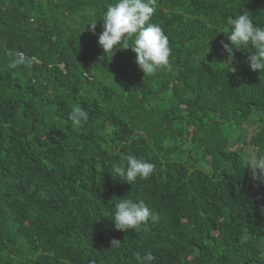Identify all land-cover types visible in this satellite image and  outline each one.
I'll return each instance as SVG.
<instances>
[{
    "label": "trees",
    "instance_id": "trees-1",
    "mask_svg": "<svg viewBox=\"0 0 264 264\" xmlns=\"http://www.w3.org/2000/svg\"><path fill=\"white\" fill-rule=\"evenodd\" d=\"M114 2L0 0V264H264V185L244 165L264 153V72L242 50L221 64L229 19L264 24V0H156L171 67L145 76L97 43ZM16 51L33 67L8 69ZM129 153L156 165L147 180L111 176ZM128 195L157 220L113 230Z\"/></svg>",
    "mask_w": 264,
    "mask_h": 264
},
{
    "label": "clouds",
    "instance_id": "clouds-1",
    "mask_svg": "<svg viewBox=\"0 0 264 264\" xmlns=\"http://www.w3.org/2000/svg\"><path fill=\"white\" fill-rule=\"evenodd\" d=\"M156 0H115L108 4L101 21L98 45L104 57H112L116 51L131 48L135 54V63L145 75H153L161 69H170L171 48L169 38L159 24L153 23L156 12ZM230 31L227 43L221 41V48L227 59L229 72H234L233 62L236 52L245 51L246 63L253 72H264V24H256L248 11L229 19ZM95 34L96 23L90 24ZM131 41V43H130ZM251 46V48H250ZM10 57L6 67L18 69L32 68L37 58L24 52L8 53ZM238 63V62H236ZM89 112L80 105H74L68 119L72 126H82L89 120ZM249 168L250 179L254 185H264V153L249 150L244 163ZM156 165L133 153L123 155L119 163L112 165V177L123 183L133 185L138 179L147 180L155 171ZM157 214L143 200L135 201L129 195L116 199L110 222L114 229L121 232L139 229L149 221L157 220ZM111 248L121 244L112 240ZM136 264H156V257L151 253H134Z\"/></svg>",
    "mask_w": 264,
    "mask_h": 264
},
{
    "label": "rangeland",
    "instance_id": "rangeland-1",
    "mask_svg": "<svg viewBox=\"0 0 264 264\" xmlns=\"http://www.w3.org/2000/svg\"><path fill=\"white\" fill-rule=\"evenodd\" d=\"M245 127V126H244Z\"/></svg>",
    "mask_w": 264,
    "mask_h": 264
}]
</instances>
